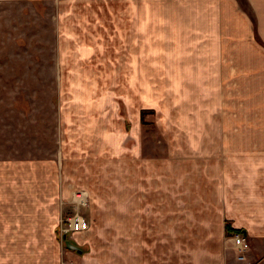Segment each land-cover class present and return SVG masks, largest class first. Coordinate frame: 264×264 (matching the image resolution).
<instances>
[{
  "label": "crops",
  "instance_id": "1",
  "mask_svg": "<svg viewBox=\"0 0 264 264\" xmlns=\"http://www.w3.org/2000/svg\"><path fill=\"white\" fill-rule=\"evenodd\" d=\"M54 3L61 144L0 157V264H264V0Z\"/></svg>",
  "mask_w": 264,
  "mask_h": 264
},
{
  "label": "rangeland",
  "instance_id": "2",
  "mask_svg": "<svg viewBox=\"0 0 264 264\" xmlns=\"http://www.w3.org/2000/svg\"><path fill=\"white\" fill-rule=\"evenodd\" d=\"M54 2L0 0V157H52L61 144ZM141 116L145 143L170 129L164 110L142 108ZM59 234L71 233L63 239L59 226Z\"/></svg>",
  "mask_w": 264,
  "mask_h": 264
},
{
  "label": "built area",
  "instance_id": "3",
  "mask_svg": "<svg viewBox=\"0 0 264 264\" xmlns=\"http://www.w3.org/2000/svg\"><path fill=\"white\" fill-rule=\"evenodd\" d=\"M73 202L77 205H87V193L86 191H75L73 193ZM87 228V221L85 217L79 213L75 212L73 215L62 216L60 219V229L61 236L64 239L66 235L74 231H83ZM231 239L233 240L234 248L237 252V258L243 260L245 258L246 249L248 243L246 237L242 232L234 231Z\"/></svg>",
  "mask_w": 264,
  "mask_h": 264
},
{
  "label": "trees",
  "instance_id": "4",
  "mask_svg": "<svg viewBox=\"0 0 264 264\" xmlns=\"http://www.w3.org/2000/svg\"><path fill=\"white\" fill-rule=\"evenodd\" d=\"M143 112H145V110ZM228 230H229V232L235 231V230L231 229L229 226H228ZM239 232H241V231H239Z\"/></svg>",
  "mask_w": 264,
  "mask_h": 264
}]
</instances>
